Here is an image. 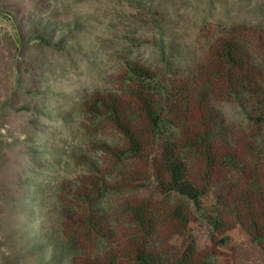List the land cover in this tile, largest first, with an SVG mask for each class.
<instances>
[{
  "label": "trees",
  "instance_id": "obj_1",
  "mask_svg": "<svg viewBox=\"0 0 264 264\" xmlns=\"http://www.w3.org/2000/svg\"><path fill=\"white\" fill-rule=\"evenodd\" d=\"M112 80L119 92L93 91L81 110L123 140L102 143L108 166L59 193L63 233L80 250L72 264H237L244 244L264 242V29L232 25L190 69L128 62ZM231 100L248 129L220 116L216 103ZM110 191L132 193L105 215L96 206Z\"/></svg>",
  "mask_w": 264,
  "mask_h": 264
},
{
  "label": "rangeland",
  "instance_id": "obj_2",
  "mask_svg": "<svg viewBox=\"0 0 264 264\" xmlns=\"http://www.w3.org/2000/svg\"><path fill=\"white\" fill-rule=\"evenodd\" d=\"M234 24L264 29V0H0V264H72L80 253L62 230L61 184L108 166L100 145L123 140L82 112L83 99L119 92L112 76L128 62L190 69ZM216 109L249 128L236 100ZM130 193L96 207L111 215ZM237 264H264V242L244 244Z\"/></svg>",
  "mask_w": 264,
  "mask_h": 264
}]
</instances>
